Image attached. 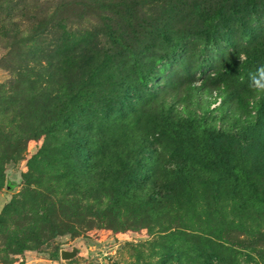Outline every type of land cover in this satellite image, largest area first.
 Masks as SVG:
<instances>
[{
    "label": "trees",
    "instance_id": "1",
    "mask_svg": "<svg viewBox=\"0 0 264 264\" xmlns=\"http://www.w3.org/2000/svg\"><path fill=\"white\" fill-rule=\"evenodd\" d=\"M120 2L103 0L101 7L122 8L133 28L151 26L137 16V8L150 13L146 7L152 6L171 17L167 20L175 17L171 27L163 26L169 54L175 53L172 61L180 65L170 75L161 78L171 66L168 55L135 54L130 61L111 55L99 63L88 42L63 35L52 41L51 55L32 54L30 62L44 61V67L25 69L0 85V101H18L22 112L17 115L25 119L38 112L40 119L49 116L39 155L54 140L65 178L96 183L113 206L127 198L136 199L137 207L159 205L188 190L191 178L198 176L228 175L234 189L251 191L249 158L243 160L247 170L228 160L233 153L239 158L256 154L254 141H264V25L258 22L264 18V0ZM182 18L188 28L174 30ZM209 48L220 54L231 49L225 65H209L198 80L189 71L176 76L194 52L199 58ZM216 119L228 129L211 128ZM53 128H58L57 138ZM161 155L170 158L166 169Z\"/></svg>",
    "mask_w": 264,
    "mask_h": 264
},
{
    "label": "rangeland",
    "instance_id": "2",
    "mask_svg": "<svg viewBox=\"0 0 264 264\" xmlns=\"http://www.w3.org/2000/svg\"><path fill=\"white\" fill-rule=\"evenodd\" d=\"M101 5L103 0H0V85L16 80L15 74L25 69L44 67V61L35 66L30 62L32 54L51 55L52 41L63 35L88 42L99 63L111 55L130 61L135 54H165L171 66L161 78L180 66L172 61L175 53L169 54L172 48L163 27H171L175 17L167 20L171 17L161 16L152 6L146 7L150 13L137 8V16L151 25L142 30L133 28L122 8L112 11ZM183 18L173 24L174 30L188 28ZM258 22L264 25V18ZM230 50L220 54L209 48L199 58L194 52L176 76L189 71L198 80L209 65H225ZM21 106L18 101H0V264H264L263 140L254 141L256 154L239 158L233 153L228 160L247 170L243 160L249 158L251 191L234 189L228 175L198 176L191 178L188 190L169 195L159 205L137 207L136 199L127 198L113 206L96 183L65 178L54 140L39 155L49 116L40 119L38 112L35 118L19 117ZM215 106L217 102L208 109ZM241 114L248 116L246 111ZM210 127L228 129L217 119ZM50 130L57 138L58 128ZM160 158L166 169L170 158ZM73 248L80 254L64 260L63 252Z\"/></svg>",
    "mask_w": 264,
    "mask_h": 264
},
{
    "label": "water",
    "instance_id": "3",
    "mask_svg": "<svg viewBox=\"0 0 264 264\" xmlns=\"http://www.w3.org/2000/svg\"><path fill=\"white\" fill-rule=\"evenodd\" d=\"M79 254H80L79 250L73 248L69 252H67V251L63 252L62 256H63L64 260H70V259H72L73 257H75V256H77Z\"/></svg>",
    "mask_w": 264,
    "mask_h": 264
}]
</instances>
